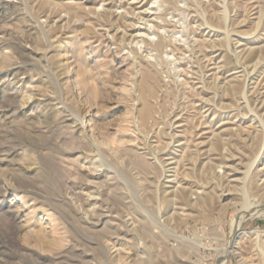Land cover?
<instances>
[{
    "label": "rangeland",
    "instance_id": "374dc122",
    "mask_svg": "<svg viewBox=\"0 0 264 264\" xmlns=\"http://www.w3.org/2000/svg\"><path fill=\"white\" fill-rule=\"evenodd\" d=\"M222 256L264 264V0H0V264Z\"/></svg>",
    "mask_w": 264,
    "mask_h": 264
},
{
    "label": "bare ground",
    "instance_id": "6f19581e",
    "mask_svg": "<svg viewBox=\"0 0 264 264\" xmlns=\"http://www.w3.org/2000/svg\"><path fill=\"white\" fill-rule=\"evenodd\" d=\"M258 159H259V156H257L256 158H255V160H253V162L249 165V168H248V170H247V176L249 175V173H250V171L252 170V167L254 166V164L256 163V162H258ZM263 159V158H262ZM253 205V204H252ZM252 206H251V203L249 202V201H245L244 202V204H242V208L245 210V212L247 211H249L250 209H252L251 208ZM251 211H253V209L251 210ZM250 212V211H249ZM258 212V211H257ZM263 212V211H262ZM239 222H238V220H235V222H234V226H233V234H235L236 233V231L238 230V224ZM232 234V235H233ZM235 240V239H234ZM228 250V249H227ZM224 254V253H223ZM220 259V258H219ZM218 264H224V256H222L221 257V260H220V262L218 263Z\"/></svg>",
    "mask_w": 264,
    "mask_h": 264
}]
</instances>
